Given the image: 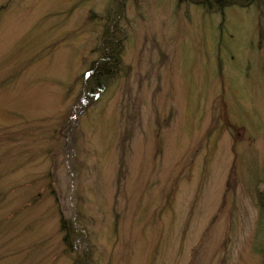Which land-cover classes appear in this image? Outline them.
<instances>
[{
  "label": "rangeland",
  "instance_id": "obj_1",
  "mask_svg": "<svg viewBox=\"0 0 264 264\" xmlns=\"http://www.w3.org/2000/svg\"><path fill=\"white\" fill-rule=\"evenodd\" d=\"M263 9L0 0V264H264Z\"/></svg>",
  "mask_w": 264,
  "mask_h": 264
},
{
  "label": "trees",
  "instance_id": "obj_2",
  "mask_svg": "<svg viewBox=\"0 0 264 264\" xmlns=\"http://www.w3.org/2000/svg\"><path fill=\"white\" fill-rule=\"evenodd\" d=\"M179 3L193 4L202 8L206 13L210 14L212 12H222L227 8L240 7L248 8L253 5L260 4L264 0H177ZM264 10V9H263ZM109 13L108 17L111 18ZM115 18L107 19L105 29L103 31L102 37L100 39L99 60L93 62L84 74V89L88 93H96L97 91H102L107 87L109 81L116 76L118 71L121 69V33L122 28L117 24L119 16V10L115 12ZM63 226L62 228L64 229ZM71 233L69 231L65 232L64 244L68 250H72L71 244ZM87 255L75 256L73 259V264H87Z\"/></svg>",
  "mask_w": 264,
  "mask_h": 264
}]
</instances>
